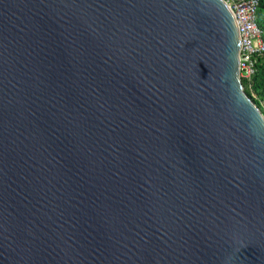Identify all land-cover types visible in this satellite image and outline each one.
Returning <instances> with one entry per match:
<instances>
[{
    "label": "water",
    "instance_id": "water-1",
    "mask_svg": "<svg viewBox=\"0 0 264 264\" xmlns=\"http://www.w3.org/2000/svg\"><path fill=\"white\" fill-rule=\"evenodd\" d=\"M222 0H0V264H264V117Z\"/></svg>",
    "mask_w": 264,
    "mask_h": 264
},
{
    "label": "built area",
    "instance_id": "built-area-1",
    "mask_svg": "<svg viewBox=\"0 0 264 264\" xmlns=\"http://www.w3.org/2000/svg\"><path fill=\"white\" fill-rule=\"evenodd\" d=\"M227 6L238 35L237 69L240 82L249 90L256 58L264 55L262 31L255 23L257 0H222ZM252 96V93H250Z\"/></svg>",
    "mask_w": 264,
    "mask_h": 264
},
{
    "label": "trees",
    "instance_id": "trees-1",
    "mask_svg": "<svg viewBox=\"0 0 264 264\" xmlns=\"http://www.w3.org/2000/svg\"><path fill=\"white\" fill-rule=\"evenodd\" d=\"M255 23L262 31L264 40V0H257V11L255 15ZM255 72L249 82V90L246 89L245 83L241 81L244 93L253 104L259 109L264 117V55L256 58ZM252 93V96L251 94Z\"/></svg>",
    "mask_w": 264,
    "mask_h": 264
}]
</instances>
